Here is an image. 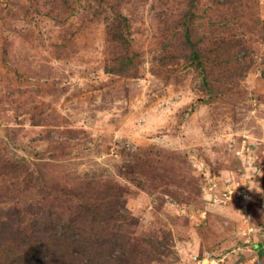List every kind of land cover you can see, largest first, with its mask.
<instances>
[{
  "label": "rangeland",
  "instance_id": "1",
  "mask_svg": "<svg viewBox=\"0 0 264 264\" xmlns=\"http://www.w3.org/2000/svg\"><path fill=\"white\" fill-rule=\"evenodd\" d=\"M0 264H264V0H0Z\"/></svg>",
  "mask_w": 264,
  "mask_h": 264
},
{
  "label": "trees",
  "instance_id": "2",
  "mask_svg": "<svg viewBox=\"0 0 264 264\" xmlns=\"http://www.w3.org/2000/svg\"><path fill=\"white\" fill-rule=\"evenodd\" d=\"M58 229H61V227H59ZM60 231V230H59Z\"/></svg>",
  "mask_w": 264,
  "mask_h": 264
}]
</instances>
